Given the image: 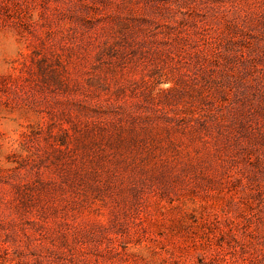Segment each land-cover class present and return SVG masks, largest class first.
I'll return each instance as SVG.
<instances>
[{"label":"rangeland","instance_id":"obj_1","mask_svg":"<svg viewBox=\"0 0 264 264\" xmlns=\"http://www.w3.org/2000/svg\"><path fill=\"white\" fill-rule=\"evenodd\" d=\"M0 264H264V0H0Z\"/></svg>","mask_w":264,"mask_h":264}]
</instances>
